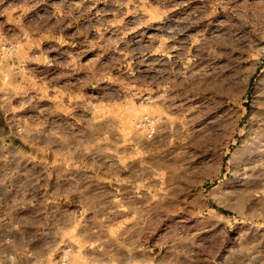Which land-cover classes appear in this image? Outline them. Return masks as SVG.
<instances>
[{"label": "rangeland", "instance_id": "374dc122", "mask_svg": "<svg viewBox=\"0 0 264 264\" xmlns=\"http://www.w3.org/2000/svg\"><path fill=\"white\" fill-rule=\"evenodd\" d=\"M0 264H264V0H0Z\"/></svg>", "mask_w": 264, "mask_h": 264}]
</instances>
